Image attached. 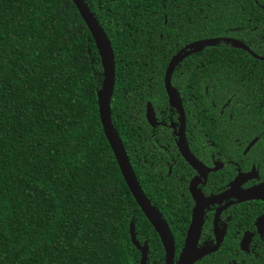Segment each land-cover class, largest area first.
I'll use <instances>...</instances> for the list:
<instances>
[{"label":"trees","instance_id":"1","mask_svg":"<svg viewBox=\"0 0 264 264\" xmlns=\"http://www.w3.org/2000/svg\"><path fill=\"white\" fill-rule=\"evenodd\" d=\"M84 3L114 52L113 129L143 191L153 194L162 185L135 157L155 145L141 110L145 102L168 104L163 75L170 58L185 43L222 36L264 57V0ZM103 79L71 0H0V264H139L131 222L136 240L146 238L148 263L163 264L158 236L103 134L97 106ZM172 84L187 118L205 107L219 115L221 106L234 116L251 110L253 118L264 117V61L231 43L191 55ZM198 114L202 121L208 115Z\"/></svg>","mask_w":264,"mask_h":264},{"label":"flooded vegetation","instance_id":"2","mask_svg":"<svg viewBox=\"0 0 264 264\" xmlns=\"http://www.w3.org/2000/svg\"><path fill=\"white\" fill-rule=\"evenodd\" d=\"M256 29L257 26L253 30ZM218 38L244 44L236 38ZM195 42L185 43L178 51ZM195 53L199 52L191 55ZM191 55L185 57L174 71ZM171 86L178 94L177 87L172 84V76ZM204 91L209 92L206 87ZM180 101L183 120L178 109L169 105L168 99V104L163 107L145 102L141 110V102L133 105L140 108L142 122L150 129L149 137L155 143L154 149L138 153L136 162L145 174L154 173L152 182L157 179L162 185L153 194L143 192L169 227L175 247L174 263L192 224L197 205L195 195L205 203L196 248L206 253L194 264H264V117L253 118L251 110L245 115L234 116V113H224V106H221L218 113L224 121L229 120V124L222 121L225 124L220 125L217 123L219 115L208 107H205L207 111H196L187 118L188 113L181 98ZM148 104L152 110L151 122L146 118ZM212 107H215L214 103ZM206 112L208 115L202 121L198 113ZM231 125L238 132L223 138L225 127ZM180 146L183 152L197 161L198 166H192L181 153ZM179 233L182 239L177 244L175 234ZM139 244L147 246L146 264H149L146 238Z\"/></svg>","mask_w":264,"mask_h":264},{"label":"water","instance_id":"3","mask_svg":"<svg viewBox=\"0 0 264 264\" xmlns=\"http://www.w3.org/2000/svg\"><path fill=\"white\" fill-rule=\"evenodd\" d=\"M75 8L77 9L82 21L84 22L87 30L89 31L92 40L95 44V48L98 52L101 67L103 71V85L102 89L97 91V106L99 120L102 126L104 137L113 153L115 161L118 165L122 178L132 195L138 208L153 227L155 233L159 237L164 250V264H194L197 259H199L206 252L201 253L196 248L197 239L199 237L200 228L202 224L203 208L205 203L203 200H197L196 208L193 211L192 224L188 230L184 247L178 257L176 263H174L175 258V247L172 234L169 230L168 225L159 215L158 211L151 205L149 199L144 194L135 174L131 167L129 158L125 151V148L115 133L110 111V102L114 91L115 85V58L111 43L105 33V31L98 25L94 14L90 11L89 7L84 3V0H71ZM109 2H119L122 0H106ZM231 43L234 48L241 49L249 53L252 57L264 61V57H258L250 49L237 40L226 39V38H216L207 39L202 41H197L190 46L185 47L178 51L169 61L165 74H164V89L167 95L168 103L172 108L178 109L182 120H183V110L181 107L180 98L171 86V76L175 67L187 56L194 52H200L206 47H212L219 42ZM187 49H189L187 51ZM152 110L150 104L147 105L146 118L151 122ZM183 147L186 148V145ZM181 153L184 157L191 162L192 166H198L197 161L193 157L189 156L186 152H183L182 147H179ZM253 194V193H252ZM129 234L133 246L140 252L139 264H146L147 261V251L146 245L141 246L136 240L134 232V224L131 222L129 225Z\"/></svg>","mask_w":264,"mask_h":264},{"label":"rangeland","instance_id":"4","mask_svg":"<svg viewBox=\"0 0 264 264\" xmlns=\"http://www.w3.org/2000/svg\"><path fill=\"white\" fill-rule=\"evenodd\" d=\"M231 125V127H225V130H224V134H223V138L227 137L228 135L230 134H234V133H237L238 131H236V127H234Z\"/></svg>","mask_w":264,"mask_h":264}]
</instances>
